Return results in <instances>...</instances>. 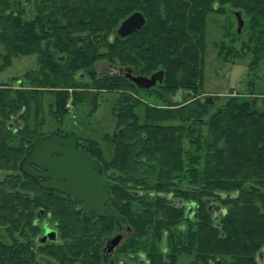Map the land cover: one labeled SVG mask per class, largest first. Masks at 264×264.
I'll return each instance as SVG.
<instances>
[{
  "label": "trees",
  "instance_id": "1",
  "mask_svg": "<svg viewBox=\"0 0 264 264\" xmlns=\"http://www.w3.org/2000/svg\"><path fill=\"white\" fill-rule=\"evenodd\" d=\"M204 1L95 0L90 3L75 1L73 5L63 10L48 3V6L41 7L44 10L41 9L37 17L32 14L29 19L22 20L16 12L9 9L8 0H0V10H7V15L10 17L5 18L4 15V20L0 18L2 19L0 34L8 50V58L21 54H37L41 63L39 70L45 75L43 81L46 83L52 81V85L65 88L63 85L73 86V72L67 74L69 72L65 69L67 73L63 72L56 59L57 56L62 62L64 61L62 54H68L70 60L67 63L72 66L71 71L89 67L95 60L96 50L90 48L91 39L85 46L81 43L83 40L75 38L73 32L81 30V28H91V30L97 31L109 30L112 27L117 29L123 19L132 12L139 11L146 18V26L125 40L117 37V43L109 42L112 61L120 62L126 66L131 65L133 70L142 74L157 69L164 70L169 86L177 90L184 87L185 81L189 83L194 78L197 80V76L203 78L205 63L204 60L199 59L198 49H204V44L201 45L202 35L206 29L204 12H210L207 4L203 10H199L204 5ZM242 1L249 4L255 13L263 15L257 24L259 30L257 29L256 35L264 41V0ZM136 7L137 10L134 11ZM239 11L242 12V10ZM254 18L255 16H253L255 22ZM38 27L46 28L44 36L41 34L42 29L39 31ZM47 37L50 39L44 43ZM81 73L83 72H80L78 76ZM189 75L191 79L187 81L186 78ZM110 78L118 80L119 78L123 79L124 76L118 75ZM77 80L89 82V79L78 78ZM166 81L167 79H165V83H167ZM19 82L22 84L19 88H15V84L14 87L2 86L0 88L1 110L8 109L9 113L13 115L25 110L23 119L28 125L33 112L30 104L38 103L37 97L33 95V90L36 89L27 92L23 81H17V83ZM47 86L52 87L50 83ZM187 93L190 92L187 91ZM204 103L206 102H202L203 105ZM130 110H132L131 107L127 109L126 115L132 116ZM158 115H162V112L155 111L153 115H149L152 125L145 124L146 126H144L151 130V139L149 134L140 133L137 140L144 144L147 153L158 151L160 159L152 162L157 166H164L165 162L172 163L177 159L176 163L183 158L187 161V157H184L179 148L177 149V139H172L174 134L169 132L168 128L162 127V124V126L160 125L165 120H158L156 117ZM131 123L133 125L131 124L130 128L133 129L135 123ZM212 131L224 133L222 137L226 139L225 146L217 148L216 159L209 169V174L204 175L203 179L199 177L194 180V186L186 185L187 188L178 193L169 191L171 183L176 179L179 181L180 175H172L173 170L177 168L169 170V163L165 166L167 168L165 171L169 174L168 180L170 179V181H160L157 185L149 186L146 183V177L137 169L138 165L144 164V161H138L134 155L140 149L130 146L129 142L120 144L121 148H116V153L109 162L100 148L96 151L90 147V150L85 151V149H81V143L80 149L99 160L105 167V175L114 173L115 177L112 179L120 182L124 187V190L119 192L122 201L121 213L130 226L136 230L137 243L148 242L159 251L164 232L168 229L170 235L175 237L172 242L169 241V250L173 258L172 264L177 263L180 255L193 256L196 259L194 264H261L258 255L264 250V181H262L264 179V110L259 109L252 101L245 100L242 105L230 108L225 114L221 113L215 116ZM123 132L125 134L120 135L123 138L135 137L130 130ZM33 138L34 136L26 133L25 137L19 139L10 135L4 140L7 145L6 143L3 145V140L0 141V168L12 171L9 178L0 181V223L7 224V231L14 235L13 240L3 241L4 248L0 244V264H42L35 250V239L33 241L28 238L24 239L25 236L22 239L23 233H19V227L23 223L24 227H32L35 236V231L39 227L35 225V215L39 208L51 212L53 219L58 224L59 234H64L66 238L73 240L70 243L75 244V250L81 251L83 246L88 244L83 240V234L86 232L87 225L91 223H84L81 215L76 211V204L66 200L53 202L52 199L42 196L41 202L36 203L34 207L33 203L25 198L24 193H21L18 188L17 165L23 157L25 146ZM219 140L220 138L218 142ZM235 143H238V148L235 147ZM12 149L15 151H11ZM118 150L119 154H117ZM236 150L244 154V157L246 154L248 156L249 152L252 153L251 155L255 157L254 161L258 162V164L254 163L250 168H246L244 162L236 161L235 169L237 168L240 172L236 180L249 182L246 185L245 183L237 184V186L231 184L235 182L233 181L234 171L228 172L226 162L232 159L233 154H237ZM163 157H167L165 161L162 160ZM191 158L195 160L196 157ZM182 171L183 168L179 172ZM230 174H232V178H230ZM217 176L221 180L212 179ZM228 179L231 181H226ZM133 191H142V197L135 196ZM147 192H153L155 196L150 197ZM161 195L165 198L169 196L170 199L197 200L200 205V211L197 214L198 220L186 219L184 214L169 201L170 199H163ZM55 196L59 197V195ZM211 197L218 199L226 208V212L220 215L218 221L214 220L213 214L206 208L205 199ZM76 223L81 227L80 237L82 239L77 233L80 227L74 228ZM10 224L12 230L9 229ZM181 225H185V231L177 229L182 227ZM94 226L105 229L113 227L108 220ZM16 233L19 235L18 237H16ZM149 236L151 239L153 238L152 242H149ZM143 246L145 249L146 244ZM260 246L262 249L258 252ZM59 251L43 249L41 253L57 254L56 257H58L60 256ZM255 252H258L256 258H254ZM63 261L65 262L64 258Z\"/></svg>",
  "mask_w": 264,
  "mask_h": 264
},
{
  "label": "rangeland",
  "instance_id": "2",
  "mask_svg": "<svg viewBox=\"0 0 264 264\" xmlns=\"http://www.w3.org/2000/svg\"><path fill=\"white\" fill-rule=\"evenodd\" d=\"M8 1L9 9L16 12L22 20L29 19L32 14L37 17L41 12L40 10L43 9L41 7L43 5L48 6V3L39 6L40 0H32L29 5L24 4L25 0ZM205 4H207L210 12H204L206 15V29L201 41V45L204 44V49H198L199 59L204 60L205 63L203 78L197 76V80L194 78L191 82V76L189 75L186 80H190V82L185 81V85L181 89L175 90L174 87H170L166 72L161 69L149 71L147 74L134 70L135 75L148 77L158 71L165 72L163 82L158 83L152 89H139L126 77L118 80L111 79L110 77H114L111 74L113 68L120 69L131 66L112 61L109 42H118V36L111 40L112 35L116 34V28L114 27L109 30L105 29V31L81 28V30L73 32L75 38H81L83 40L81 43L85 46L91 39L90 44L93 45V48L92 45L90 48L96 50L95 60L89 67L71 71L72 66L67 63L70 60L68 54H62L64 58L62 62L57 56L56 59L61 66V70L65 73L69 72L67 74L73 72V86L63 85L65 88L52 85V81L48 83L43 81L45 75L39 70L41 63L37 54H21L8 58V50L0 34V88L2 86L14 87L13 85L17 84V81L22 80L27 92L36 89L33 90V95L37 97L38 103L30 104L33 111L30 123L34 121L41 122L39 132L42 134L53 131H76L82 141L81 149L87 151L91 147V149L97 151L100 148L103 150L102 152L108 162L116 153V148H121L120 144L129 142L130 146L139 148L138 153L140 154L135 152L134 155L138 161H144V164L138 165L137 169L146 177V183L149 186L151 184L157 185L160 181H170V179L168 180L169 174L165 171L167 170L165 166L170 163L169 170L177 168L173 170L172 175L180 176L179 181L176 179L171 183L169 191L178 193L180 190L186 189V185L194 186V180L199 177L203 179L204 175L209 174V169H211L216 159L217 148L225 146L226 139L222 137L224 133L221 131L220 133H214L212 131L215 116L221 113L225 114L230 108L242 105L245 100L254 101L258 99L261 101L264 99V41L256 35L257 24L259 20L261 21L263 15L258 12L255 13L249 4L242 0H205L204 5L199 10H203ZM93 5L92 7H94ZM216 5L219 6L217 9H215ZM136 10L137 7L134 11ZM239 10H242L245 19V26L240 34L238 33L239 25L235 14ZM7 14V10H0V18L3 19L4 15L5 18L9 17ZM253 16H255V22ZM2 19H0V22ZM39 29L42 28L38 27ZM45 29L39 30L43 36ZM49 39L47 37L44 43ZM199 71L198 69V73ZM80 72H83L81 75L89 79L88 83L77 80ZM165 79H167V83H165ZM49 83L52 87L47 86ZM187 91L191 93L190 96L194 94V99L191 101L188 100ZM210 97L214 98V104L204 103L203 105L202 102ZM262 103L257 104V106L259 109L264 110V101ZM130 107L132 116L126 115L127 109ZM155 111L162 112V115L156 116L158 120H165L160 125L162 124V127L168 128L169 132L174 134L172 139H177V149L179 148L182 151L184 157H187V161L183 158L179 159L178 163H176L177 159L172 163L165 162L164 166H157L152 162L160 159L158 151L147 153L144 144L137 140L140 133L151 134V130L144 128V126L147 124L152 125L149 115H153ZM131 122L135 123L133 129L130 128L133 125ZM247 124L249 127V122ZM252 128L254 129V127ZM129 130L132 131L131 134L135 136L134 138L129 139L128 136L124 138L120 136L125 134L122 131ZM149 137L151 139V135ZM114 138L116 139L113 140ZM136 141H138V144H136ZM234 145L237 147L238 143ZM119 153L118 150L117 154ZM236 153L231 156V160L226 162L228 172L234 171L235 178L233 181L235 182L231 184H235V186L245 183L242 180H236V177H239L240 174L239 170L235 169L236 161L244 162L246 168H250L254 163L258 164L257 161H254L255 157L251 155L252 153L249 152V155L246 154L245 157L239 151ZM191 157L196 158L192 160ZM166 158L163 157L162 160L165 161ZM181 168H183V171L179 172ZM152 172L154 173L151 174ZM7 173L12 174V171L0 168V180H3ZM230 175V178H232V174ZM218 178L217 176L212 179L221 180ZM229 179L226 181H231ZM18 188L21 190L20 187ZM42 221L43 223L47 222L48 218L45 217ZM50 225L53 228L58 226L54 219L50 220ZM78 226L79 224L76 223L74 228L76 229ZM88 227L89 229L95 228L93 224L87 225V229ZM19 228V233H23L22 239L24 236V239L28 238L32 241L35 239L37 245L36 238L43 234L42 228H37L35 236L31 226L24 227L22 223ZM7 229V224L0 223V244L2 248H4L3 241L9 242V239H14L13 233H9ZM9 229L12 230L11 224ZM177 229H180V227ZM78 230L77 233L80 237L81 227ZM107 232H110V230ZM111 232L114 233V230L112 229ZM18 236L16 233V237ZM60 237L62 241H65L64 234H61ZM61 249H65V247ZM261 249L260 246L257 251L260 252ZM51 250L54 251L55 248ZM258 252H255L254 258L257 257ZM53 253L56 254V252ZM51 254H43L47 258V263L61 264L59 263V257ZM194 261L193 256L182 255L176 264H194Z\"/></svg>",
  "mask_w": 264,
  "mask_h": 264
},
{
  "label": "flooded vegetation",
  "instance_id": "3",
  "mask_svg": "<svg viewBox=\"0 0 264 264\" xmlns=\"http://www.w3.org/2000/svg\"><path fill=\"white\" fill-rule=\"evenodd\" d=\"M75 1H81V3L82 2L90 3V2H94L95 0H40V3L38 5L42 6L43 4L50 3V5L52 4L56 8L63 10L70 5H73ZM30 3H32V0H27V1L25 0L24 4L29 5ZM218 7L219 6H216L215 9H217ZM243 20L245 22L244 18ZM238 25H239V22H238ZM244 26H245V23H244ZM115 36L117 35L113 34L111 37V40ZM116 70H117L116 68L112 69L111 74L113 76H118ZM21 85L22 84H20L19 82L15 84V88H19ZM190 98L191 96L189 97V99ZM191 99L189 101H191ZM262 101H264V99H262L261 101L258 99L257 100L255 99L252 102L253 103L255 102L254 104L257 105V104L262 103ZM6 110L5 109L1 110V101H0V141L3 140V145H5L6 143L4 140L10 137V135L12 137H16L17 139L25 137L26 133L27 135L29 134L30 136H34L33 140H29L30 142L25 146L23 157L25 156L27 147L35 139L52 133V132L48 134L40 133L39 125H41V122H36V121L32 123L28 122V125H27L26 120L23 119L25 110H23L22 112H18L15 115L10 114L8 109ZM66 132H69V131H66ZM60 133L63 134L65 132H60ZM11 151L14 152L15 150L12 149ZM23 157L19 160L18 165H17L18 173H16V177L19 180L18 187L21 188L20 191L21 193H24L25 198L29 199V201L33 203L34 207L36 203L41 202V199L43 197L50 198L53 200V202H58L60 200H66V201L72 202L73 204H76L75 205L76 211L81 215V218L84 221V223H88V224L91 223L93 225H96L98 223H103L104 220H108L111 222V225L113 226L112 228H107V229L99 228V227L97 229L93 227L90 229L89 228L85 229L86 232L85 234H83V240L88 242V244H86L85 247L83 246L81 251L79 250L77 251L74 249L75 244L70 243V241H73V240H71L70 238H66L65 241H62L60 234H59L58 227L53 228L50 225V220L53 219L51 212H46L44 208H39L36 212L35 225L42 228L43 234L36 238L38 243L36 245L35 250L38 255V258L43 264H50V263H47V258L43 256L44 253L43 252L41 253V251L43 249L48 251L53 248H55L54 251L60 250L59 251L60 256L58 257H59V263L61 264L62 263H65V264H68V263L69 264H172L173 258H172V253L169 250L170 249L169 241L172 242V240L175 239V237L173 238L172 235H170L171 234L170 231L166 229L164 232L163 238H162V243L159 246V251H157V248L154 247L153 245H150V243L148 242L141 241V243H137L138 237L136 235V230L130 226V224L126 221V218L121 213L122 201L120 199L121 196L119 192H122L124 190V187L122 186L120 182L112 179V177H115L114 173H110L108 174V176L105 175V172H106L105 167L102 164L101 166L103 169V177L110 181L109 186H108V190L110 193L109 205L112 210H114L117 214L120 215L119 222H117V220L114 217H98L95 214H92L89 219L85 220L83 218V215L85 212L84 203L78 204L75 202L73 197H67L65 195L58 194L56 192L44 191L38 186L37 182L33 178L20 172L19 164L21 160L23 159ZM9 175L10 174L7 173L4 179L7 177L9 178ZM132 193L135 196H139V197H142L143 195L142 191H133ZM147 194L150 197L155 196L153 192H147ZM55 195H59V197ZM161 197L167 200L170 199L169 196L165 198L164 196L161 195ZM169 201H171V203L174 205V207L177 210H180L184 214L186 219L194 218V220L195 219L198 220L197 214L200 211V205L198 204L197 200H190V201L186 200L185 201L183 198L182 199L172 198ZM214 202H217L221 205V210L219 212V218H220V215L226 212V208L218 199L213 198V197L206 198L205 199V203L207 205L206 208L209 212L212 213V211L210 210V205ZM189 207L192 209L191 213L189 212V209H190ZM214 209L215 208H213L212 210ZM39 214H42L40 218H39ZM45 217L48 218V221L43 223L42 220ZM213 218L216 221L214 214H213ZM181 226L182 227H180V230L185 231L186 230L185 225H181ZM47 228L55 230L56 238L54 241L46 240L45 242L44 241L42 242L41 239L42 237L46 235ZM112 229L114 230V233L111 232ZM108 230H110V232H107ZM119 235L122 236L121 242L119 245L115 247L114 250L111 251L110 247H112V244L109 243V241ZM152 239L149 236V242H152ZM144 244H146L145 249H143ZM63 247H65V249H61ZM55 256H57V254ZM181 256L182 255L178 257L179 260L181 259ZM63 258L65 259V262L63 261Z\"/></svg>",
  "mask_w": 264,
  "mask_h": 264
},
{
  "label": "water",
  "instance_id": "4",
  "mask_svg": "<svg viewBox=\"0 0 264 264\" xmlns=\"http://www.w3.org/2000/svg\"><path fill=\"white\" fill-rule=\"evenodd\" d=\"M238 22V32L244 27L243 13L235 12ZM146 18L142 12L136 11L123 19L116 29V35L125 40L141 31L146 26ZM113 39V38H112ZM117 74L128 78L139 89H152L162 83L164 71H158L150 77L135 75L131 67L116 70ZM86 80L85 76H78ZM190 95V93H187ZM190 97V96H189ZM206 103L214 104V98H206ZM81 139L76 131L60 133L54 131L48 135L38 137L26 149L25 156L19 164L20 172L33 178L38 186L48 192H56L67 197H73L75 202L84 203L83 218L89 219L92 214L98 217H114L120 221V215L110 208V181L103 177L101 163L80 149ZM190 208V207H189ZM215 208L214 210H212ZM191 208L189 212L191 213ZM210 210L219 220L221 205L214 202ZM42 214H39V218ZM46 235L41 241H54L56 232L47 228ZM122 236L119 235L109 241L111 251L120 244ZM258 260L264 264V250L258 255Z\"/></svg>",
  "mask_w": 264,
  "mask_h": 264
}]
</instances>
